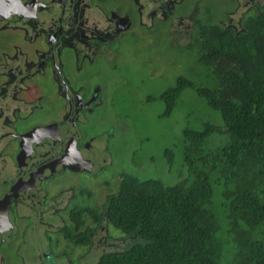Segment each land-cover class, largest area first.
Listing matches in <instances>:
<instances>
[{
  "label": "trees",
  "instance_id": "1",
  "mask_svg": "<svg viewBox=\"0 0 264 264\" xmlns=\"http://www.w3.org/2000/svg\"><path fill=\"white\" fill-rule=\"evenodd\" d=\"M242 26L239 32L199 26L188 46L216 83L196 87L178 77L162 97L168 112L181 89L194 88L220 112L222 128L205 122L183 129L188 172L174 184L120 176L103 209L129 243L102 253L96 264H264V9ZM214 133H224V141L203 148ZM65 236L89 243L83 230Z\"/></svg>",
  "mask_w": 264,
  "mask_h": 264
},
{
  "label": "flooded vegetation",
  "instance_id": "2",
  "mask_svg": "<svg viewBox=\"0 0 264 264\" xmlns=\"http://www.w3.org/2000/svg\"><path fill=\"white\" fill-rule=\"evenodd\" d=\"M236 1L239 6L236 4L234 11H237L238 7H246L245 10L248 11L252 3L259 5L257 0ZM260 4L264 6V0ZM203 5L204 9L201 8ZM208 6L207 0H0V83H22V85L28 83L30 89L33 88L31 95L27 97H21L19 90L21 85L16 90H10L6 97L2 96L5 98L2 102L4 109L2 111L0 109V113L7 121L5 126L12 131L23 127L28 131L37 124L55 129L52 131V128H49L50 133L47 135L37 133L39 145L29 142L22 146L20 134L17 132L13 135L8 132L4 134L13 138L10 140L17 141L6 146L7 149H4V144L9 142L4 143L1 152L5 151L8 155V150H11L18 171L17 175L6 182L0 177V182L7 185L6 188L0 186V233L3 232L5 237L10 239V236H17L31 223L38 226L42 213L45 215L50 209L56 210V214L60 213L61 208L56 206L59 205L57 203L64 201L66 204L76 194L74 191L76 184L66 183L62 179L67 177L66 175H80L81 171L87 173V168L83 167L87 154L80 151L88 150L89 153L92 147L91 143L88 144V139L82 135V131L87 127L85 121L88 120L90 113L88 111L93 106V101L90 99L94 97L91 96L90 91L98 90V100L103 101V89L100 82L86 79L81 73L77 74L78 78H76V74L72 72L79 73L89 69L87 71H92L93 75L103 78L105 69L113 66L112 60L107 55L109 50L116 46L119 51L125 43L127 47L132 46L133 43L141 45V42L149 41L151 36L165 40L173 47L186 46V43H175L174 35L182 32L189 34L190 37L192 27L196 24L199 28L204 23L196 13H203L204 16L209 14ZM224 10L228 13L234 12L227 8ZM236 27L237 25L234 28L232 26L226 28L237 32ZM99 66H102L103 70H100ZM15 71L22 75L20 81L15 78L13 74ZM32 83H55L62 90L55 89L52 85L53 100L47 102L46 95ZM75 83H87L86 91L82 96L77 95L79 89L75 88ZM91 83H95L93 87ZM78 98L80 103L87 105V108L80 105L77 109L78 114L74 115V100ZM13 100L17 102L16 105ZM22 102L30 105L27 108L37 114V119L32 120L31 114L29 116L26 114L29 111L22 110L18 106ZM8 107H10L9 116L6 112ZM39 109L42 110L41 115ZM72 116L76 118L75 121L69 120ZM52 123L58 124L59 127H53L50 125ZM102 165L105 166L103 163ZM40 170L44 174H40ZM95 175L94 172L89 174L91 177ZM35 177L39 187L38 204L33 202L35 197L33 199L31 188L24 190L30 185L21 186L33 181ZM15 189L17 191H14ZM64 207L62 211L67 206ZM82 207H85V204ZM73 211L80 213L77 214L76 221H72L65 212L63 214V221L67 216V223L75 222V226L71 229L73 234H77L83 224H78L77 218L84 222L83 215L87 212L94 222L101 221L94 219L92 214L95 209L78 208L75 205ZM48 214L50 215L49 212ZM9 219L10 224L7 223ZM67 223L57 225L53 219H44L45 228L40 227L39 224V229L43 230L44 235L45 247L39 248L44 261L51 255L61 254L60 251L53 250L58 243L62 249L61 246L66 242H55L53 235L62 233L66 237L63 231L68 228ZM97 223L92 224L97 225ZM19 238L23 239V236ZM13 241L14 239L10 243ZM67 242L72 246L76 245ZM73 251L71 249V254ZM10 255L9 250L3 252V256L8 258L11 264H18L11 260ZM66 255H69V251ZM2 258L0 256V264H6L8 261L3 262Z\"/></svg>",
  "mask_w": 264,
  "mask_h": 264
},
{
  "label": "rangeland",
  "instance_id": "3",
  "mask_svg": "<svg viewBox=\"0 0 264 264\" xmlns=\"http://www.w3.org/2000/svg\"><path fill=\"white\" fill-rule=\"evenodd\" d=\"M234 1L231 3L230 0H207V5H209L208 12L210 13L205 16L203 13H196V16L205 24H214L222 29L229 26L234 28L237 25V32H239L243 29L242 25L248 15H257L264 9L263 4H260L263 3V0H257L259 5H253L252 3L248 11L245 10L246 7H238L237 11H234L236 4L239 6L238 2ZM201 8L204 9V5ZM225 8L234 12L229 11L228 13V11L224 10ZM197 32H199V28L195 24L192 27V35L190 37L187 33H176L174 35L175 43H186V46L181 45L182 47L180 46V48L177 45L175 47L170 46L165 40H158L152 36L149 41L141 42V45L133 43L132 46L127 47L125 43V45L120 47L119 51L114 46L113 49L107 52L108 58L113 62V66L105 69L104 72L106 73L103 78L93 75L92 71H87L89 69H84L79 73L72 72L76 74V78H78L77 74L81 73L86 79L100 82L103 89V101L98 100V90L92 89L90 91L91 96L94 97L90 99L93 101V106L88 111L90 112L88 120L85 121L87 127L82 131V135L88 139V144L91 143L92 148L89 153L88 150L80 151V153L87 154L86 160L83 161V167L87 168V173L81 171V174L77 176L66 175L67 177L64 176V179L61 177L66 183L72 182L76 184L75 197L67 202V205L64 201L57 203L58 201L55 199L56 203L59 204L56 206L61 208V212L56 214V210L52 211L50 205V210L48 211L50 215L48 212L45 215L42 213L39 224L41 225L40 227L45 228L44 219H53L57 225H62L63 222L67 223V216L63 221L64 212L69 215L70 219H76L77 213L73 211L75 205L78 208L88 207L95 209V212L98 215L100 214L101 221L99 223L94 222L88 212L83 215L85 219L79 229L87 233L88 244L72 246L62 233L53 235L55 242H66L67 244L63 243L61 249L58 243L53 251H60L61 254L58 256L55 254L51 255L45 261L41 257L39 250L40 246L45 247L43 230L39 229V224L36 226L31 223L29 226H25L23 231L19 232L17 236H10V239L6 238L2 232L0 233V256L3 257V262L8 261L6 264H11L9 259L3 256V252L9 250L11 260L16 261L18 264H96L98 257L102 253L121 250L129 243L125 234L113 227L107 220L103 209L106 197L118 190L120 176L123 173H129L141 180L158 179L164 184H174L187 176V165L183 159L185 148L183 129H200L205 122L221 126V128L223 124L220 112L210 108L205 99L198 95L192 87L181 89L172 104L171 110L166 112L167 103L162 94L167 89L177 85L178 77L192 81L196 87L207 85L212 87L213 83H216L211 69L198 61L196 49H190V46H188L195 43ZM157 40L158 42L156 43ZM1 68L3 69L4 67ZM99 69L103 70V67L99 66ZM13 74L20 81L22 75L17 73V71L13 72ZM32 84L38 90H42V93L46 95L45 100L47 102L53 100L52 85L55 89L62 90L55 83ZM91 84L93 87L95 83ZM0 85H2L1 111L4 109L2 104L5 100L4 97L10 90H16L21 85L19 89L21 97H27L31 95V90L33 89H30L28 83H25V85H22V83H0ZM74 86L79 89L77 90V95L82 96L85 93L84 91H86L87 83H75ZM13 103L17 104L14 100ZM80 105L87 108L86 104L80 103L79 98L75 99L74 115L78 114L77 109ZM18 106L22 110L29 111L26 114L28 116L31 114L32 120L38 118L37 114L32 113L27 108L30 106L29 104L22 102ZM9 111L10 107L6 110L7 116H9ZM41 113L42 110L40 111L39 109V115ZM69 120L75 121L76 118L72 116ZM5 124H7V121L4 119L3 114L0 113V130L5 129L0 131V177L3 178V182L13 178L18 171V165L13 162L11 150H8V155L5 154V151L1 152V146L4 143L9 142V144H4V149H7L6 146H10V143H16L17 141L10 140L12 137L4 136V134L8 132L13 135L17 132L20 134V144L22 146L29 142L30 144L39 145L37 133L47 135L50 133L49 128H52L37 124L33 125L34 127L32 126L33 128L28 131L24 127L12 131ZM50 125L55 128L59 127L55 123ZM52 131H55V129L52 128ZM224 139V133H214L206 139L203 148L213 149ZM79 148L81 149V147ZM92 172L96 174L93 177L89 176ZM40 174H44L43 171L40 170ZM32 180L21 184V186L30 185L24 190H30L31 188L33 199L35 197L33 202L38 204V200H40L38 181L36 177ZM0 186L3 188L7 187L6 184L1 182ZM14 191L17 190L15 189ZM88 192L90 193L89 198ZM81 194L84 195L81 196ZM53 203L49 202V204ZM83 204H85V207H82ZM64 206L67 207L62 211ZM71 212L74 214H70ZM7 223L10 224V219ZM92 223H97V225ZM67 224L68 228L63 232L70 234L73 232L71 229L75 226V222H68ZM89 224L91 225L89 226ZM22 236L23 239H20L19 237ZM12 239L14 241L10 243ZM71 249L74 250L72 254ZM67 250L69 255H66L68 253Z\"/></svg>",
  "mask_w": 264,
  "mask_h": 264
}]
</instances>
